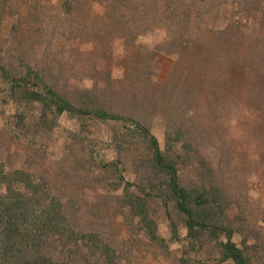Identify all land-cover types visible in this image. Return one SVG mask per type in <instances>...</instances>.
Segmentation results:
<instances>
[{"label": "trees", "instance_id": "1", "mask_svg": "<svg viewBox=\"0 0 264 264\" xmlns=\"http://www.w3.org/2000/svg\"><path fill=\"white\" fill-rule=\"evenodd\" d=\"M42 16L0 0V264H264V0Z\"/></svg>", "mask_w": 264, "mask_h": 264}, {"label": "rangeland", "instance_id": "2", "mask_svg": "<svg viewBox=\"0 0 264 264\" xmlns=\"http://www.w3.org/2000/svg\"><path fill=\"white\" fill-rule=\"evenodd\" d=\"M18 4V10L20 14L26 12V10L30 7L35 6L37 8L38 13L41 15V18L43 17V14H46V17L49 18L50 16H56L60 12V6L63 0H15ZM15 4V3H14ZM161 40V37L158 35L149 36L146 38H143L140 40V43L152 47L155 44H157ZM159 64H160V78L165 77L171 66L172 62L164 59L162 56H159ZM67 126H70L67 123H64ZM157 137L161 142H163V137L160 133L156 134ZM238 145V144H237ZM249 148V145H247V149ZM235 158H238V163H240V168L237 167L241 172H244V162L243 158L249 159L248 154L245 152L244 156H237L235 155ZM249 161V160H248ZM246 161V162H248ZM242 162V163H241ZM239 171V172H240ZM248 175V178L245 179V184L243 183V177L241 179L243 190L240 192V196L242 197V205L245 206L248 211H253L255 216L258 215V227L261 230V232L264 234V185L262 181L259 179V176L257 173L250 174L246 173ZM256 176V177H255ZM260 212V214H259ZM118 226V223L116 224ZM173 251L178 253L179 247L173 246ZM131 264H172L168 261H156L153 259V255L151 253H147L144 251H134L131 255Z\"/></svg>", "mask_w": 264, "mask_h": 264}]
</instances>
